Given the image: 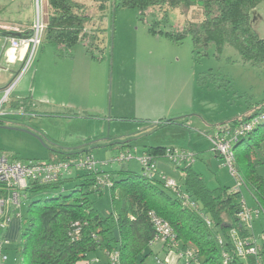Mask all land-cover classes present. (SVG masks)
Wrapping results in <instances>:
<instances>
[{
	"label": "rangeland",
	"instance_id": "obj_1",
	"mask_svg": "<svg viewBox=\"0 0 264 264\" xmlns=\"http://www.w3.org/2000/svg\"><path fill=\"white\" fill-rule=\"evenodd\" d=\"M74 1L85 7L89 17L85 25L87 37L70 49L43 39L35 49L23 73L25 86L17 89L33 106L25 113L21 107L10 108V100L3 105L2 112L8 115L1 119L0 153L22 163L47 162L51 146L79 144L91 152L102 171H140L134 148L129 151L132 158L122 163L112 161L117 156L115 148L127 143L141 150L146 145L162 143L190 155L183 164L192 165L203 176L207 188L215 189L219 184L234 187L228 167L215 160L205 139L208 148H203L205 143L195 136V128L187 120L205 108L214 116L227 117L225 122L264 101V67L241 63L228 46L216 52L213 45L196 48L189 36L176 44L148 30L154 27L157 31L180 32L187 21H200L198 9L189 10L187 16L179 8L169 9L163 20L164 11L158 7L141 14L132 8L114 9L112 0ZM45 9L46 0H0V29L15 19L31 25L37 13L42 16ZM250 20L253 31L264 39V2L251 12ZM9 27L19 28L18 24ZM200 74H210L224 88H198ZM168 120L173 124L166 125ZM260 155L263 159L264 152ZM177 184L181 187V178ZM64 187L67 193L69 186ZM52 196V192L27 194L6 233L10 242L5 264H14L17 258L20 232L16 216L25 215L32 201ZM91 199L100 213L110 208L108 190ZM235 202L256 207L243 188ZM224 218L231 221L228 216ZM263 227L262 215H254L252 234L257 242ZM151 250L153 254L143 264H155L156 255L166 264H182L174 251H162L157 244Z\"/></svg>",
	"mask_w": 264,
	"mask_h": 264
},
{
	"label": "trees",
	"instance_id": "obj_2",
	"mask_svg": "<svg viewBox=\"0 0 264 264\" xmlns=\"http://www.w3.org/2000/svg\"><path fill=\"white\" fill-rule=\"evenodd\" d=\"M262 2L264 0H112V7L132 8L141 14L158 7L164 11L163 20H166L165 13L169 9L179 8L186 16L189 10L198 9L200 21H187L180 32L157 31L154 27L148 30L176 44L189 36L196 48L206 49L213 45L216 52H221L228 46L238 54L241 63L264 67V39L256 35L250 24L251 12ZM88 21L85 7L74 0H46L42 40L70 49L87 37L85 25ZM91 37L96 38V34ZM197 86L215 90L224 88L210 74H200ZM261 116H264V101L254 104L241 116L218 124V131ZM126 145L131 144L124 143L120 147ZM83 146L73 149L50 148L47 162H60L71 155L92 156ZM232 148L235 169L243 180L242 188L255 201L258 216L262 215L264 220V179L257 173V169L264 165V158L260 155L264 152V119L239 137ZM166 150L178 149L147 147L141 154L153 158L155 172L152 173H147L142 167L140 171L122 168L105 172L98 168L95 161V172L73 170L54 184L30 183L26 199L28 193L52 192L54 196L32 201L25 215L21 216L14 264H76L89 254L102 252L107 255L111 251L118 252L120 264H143L153 254L154 229L149 212H154L172 228L179 244L175 252L188 251L199 264H223L224 253L227 264H256L254 257H238L228 236L230 229H235L242 238L253 236L252 229L241 224L237 217L241 204L236 203L235 199L242 188L237 193H230L231 187L209 189L202 175L195 172L191 165L170 163L183 173L180 193L195 204L193 208L185 206L177 193L166 187L159 178V174L164 173L158 170L156 160L162 158L168 162ZM212 152L223 162L220 155ZM104 176H108L111 182L107 188L97 184L98 179ZM64 186H69L67 193ZM104 190H108L110 208L100 213L94 207L91 196H101ZM225 216L231 221L226 220ZM204 218L211 222L210 227ZM75 223L80 231L73 239L72 226ZM227 225L230 227L226 228ZM260 234L264 235V227ZM259 244L258 261L264 264V240ZM156 258L160 259L156 255L155 261ZM182 264L195 263L183 260Z\"/></svg>",
	"mask_w": 264,
	"mask_h": 264
},
{
	"label": "built area",
	"instance_id": "obj_3",
	"mask_svg": "<svg viewBox=\"0 0 264 264\" xmlns=\"http://www.w3.org/2000/svg\"><path fill=\"white\" fill-rule=\"evenodd\" d=\"M44 28L45 22L43 16H40V13H37L36 21L33 22L31 26L29 38H8L10 48L15 50L21 47H26L28 48L29 53L23 69L21 68L22 71H19L20 74L18 73L19 75L17 74L15 80L7 88L1 91L0 119L4 115L2 112L3 105L8 103L11 91L13 90L15 84L23 76L35 49L41 44ZM3 29L13 34L21 33L18 27H3ZM261 119H264V116L240 123L233 128L217 131L213 136L207 137L212 151L221 156L223 163L228 167L229 173L234 179L235 186L231 188L230 193H237L244 186L243 180L235 169L232 146L239 140V137L249 132ZM189 157L191 156L184 152L180 153L177 150H166L165 152V158L173 165H183L184 162L188 161ZM131 158L132 157L129 152H121L114 159H112V161L122 163L127 162ZM137 161L147 173L155 172L152 157L143 154L137 158ZM96 164L97 163L93 157L86 154L71 155L66 158V160L55 163L38 161L22 163L9 159L6 155L0 153V264H5L7 262L5 250L10 241L6 238V233L8 232L12 219L15 217L14 214L16 210L20 211L23 202L26 200V190L28 185L32 182L45 185L54 184L62 178L70 175L73 170L95 172L97 167ZM159 178L165 183L166 187L177 193L178 197L183 201V205L192 208L194 207L195 204L190 202L185 195L180 193L179 186L174 179L167 178L162 173L159 174ZM97 184L102 186V188H107L111 185V182L108 176H104L103 179H98ZM240 204L241 210L238 212V220L247 228L252 229L254 215L257 217L259 212L256 208H247L243 202ZM21 216L22 215L19 213L16 217L20 220ZM148 217L154 229V239L152 241V245L157 244L162 251L166 250L167 252H175V250L179 248V244L169 224L158 217L154 212H149ZM204 221L208 227L211 226V222L208 219L204 218ZM72 228L74 229L73 239H76L80 228L77 223L73 224ZM228 236L238 257L241 259L254 257L255 263L261 264L258 261L259 258L257 253L261 250L259 243L264 240L263 234H260L259 242L256 241L254 236L248 238L240 237L235 229H230ZM221 241L222 240L219 239L220 243ZM175 253L179 260L181 259L186 262H188V260H192L195 264H199L197 259H195L188 251ZM106 256L110 264H120L117 251H111L107 253ZM223 260V264H227L228 260L226 253L223 254ZM155 264H166V262L165 260L161 261L156 258Z\"/></svg>",
	"mask_w": 264,
	"mask_h": 264
},
{
	"label": "crops",
	"instance_id": "obj_4",
	"mask_svg": "<svg viewBox=\"0 0 264 264\" xmlns=\"http://www.w3.org/2000/svg\"><path fill=\"white\" fill-rule=\"evenodd\" d=\"M42 16H43L44 22H45L46 21V9H45V13L44 14L42 13ZM10 22H13V23H9V25H8V23H6L5 26H3V27L8 28L9 26H16V24H18L19 28H21L20 29L21 33L19 35L26 36L30 33L32 24L31 25H25V24H23L21 19H15L13 21L10 20ZM3 27H2V29H0V31H1L0 32V96H1V91L4 90L5 88H7L15 80L17 74L19 73V71L23 67V65L26 61V58L28 56V53H29V50L26 47H21L19 49H15V50L10 48L9 43H8V38L10 36H3V34L8 35V34H12V33L4 30ZM41 43H42V41H41ZM24 76H22L19 79V81L15 84L13 90L10 93L9 100H10V108L18 109L19 107H21V109H23V111L26 113L29 111L30 107H32L33 105L32 104L29 105L26 102V100L23 99L22 94H21L22 92L20 90H17L20 85H23V88H24V86H25L24 81L26 82ZM35 79H36V76L34 75L33 80H35ZM198 88H201V87H198ZM205 89H207V88H205ZM211 90L216 91L215 89H211ZM12 96H15V97L12 98ZM28 105H29V107H27ZM69 107H70V105H69ZM3 114L4 115L1 117V119L3 117H5L6 115H8L5 112ZM225 118H227V117H217L216 115L214 116L211 112L208 111V109L201 108L192 117L188 118L187 124H189V126H194L195 132H196L195 136L198 135L200 141H203L205 139V141H207V143H208L207 146L209 147L210 143H209L208 139L206 138V136L216 133L218 131V124H220L223 120H225ZM1 119H0V124L2 123ZM172 120H176V119H172ZM172 120H170V121H172ZM191 120L193 121V123L191 122ZM170 121L169 120L166 121V125L167 124H169V125L173 124V121L171 123H170ZM189 137L191 139L192 134H190ZM202 143H205V142L203 141ZM68 144H72V143H68ZM78 145L79 144H76V145L73 144V145H69V146L68 145H65V146L59 145L58 147H62V148H66V149H73L72 148L73 146H78ZM56 146L57 145H55V146L53 145V146H51V148L52 149L58 148ZM207 146H206V143L203 144V148H206ZM147 147L176 148L172 145L166 146L162 143H155L153 145H148V146L146 145L141 150H139L136 146H132V145H130V146L126 145V147H116L115 149L117 151H115V152H117V153L127 152V151H130L131 148L132 149L134 148L137 155L140 156L146 150ZM214 158L216 161H218L219 164H222L221 163L222 161L220 160V158H218L215 154H214ZM156 165H157L158 170L160 172H163L164 174H166L170 178H174L177 180H179L181 178L183 180V178H184L183 173L181 171L173 168L172 165H170V163H168L165 159H162V158L157 159ZM191 167H192V165H191ZM192 169H193V167H192ZM263 170H264V165L257 169V173L264 179V173L262 174V172H261ZM218 187L230 188L228 185H221V184H219ZM218 187H216V188H218ZM76 264H110V263H109V260H108L105 253L95 252V253L89 254L84 260L78 261Z\"/></svg>",
	"mask_w": 264,
	"mask_h": 264
},
{
	"label": "water",
	"instance_id": "obj_5",
	"mask_svg": "<svg viewBox=\"0 0 264 264\" xmlns=\"http://www.w3.org/2000/svg\"><path fill=\"white\" fill-rule=\"evenodd\" d=\"M3 36H8L7 34H3ZM10 37H19V38H23V39H27V38H29L30 37V33L28 34V35H26V36H21V35H19V34H11V35H9ZM5 129H9V130H18L17 128H10V127H6ZM23 131V130H22ZM25 132V131H24ZM40 139V138H39ZM41 140V139H40ZM41 142H42V140H41ZM230 227V225H227L226 226V228H229Z\"/></svg>",
	"mask_w": 264,
	"mask_h": 264
}]
</instances>
